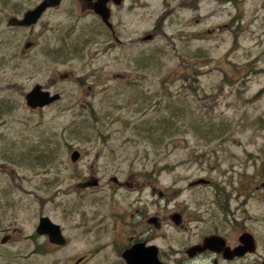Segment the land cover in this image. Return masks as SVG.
Returning a JSON list of instances; mask_svg holds the SVG:
<instances>
[{"label": "rangeland", "instance_id": "rangeland-1", "mask_svg": "<svg viewBox=\"0 0 264 264\" xmlns=\"http://www.w3.org/2000/svg\"><path fill=\"white\" fill-rule=\"evenodd\" d=\"M39 1L0 0V97L7 95L17 102L11 114L0 119L4 147L41 146L40 142L46 137V148L53 151L48 167L51 176H59L55 186L58 190L75 187L77 181L72 179V173L76 169L84 177L94 172L103 187L83 190L90 195L80 209L91 215L97 209L93 195L109 194L110 177L117 175L125 180L131 170L151 171L161 167L160 173L152 176L159 179L158 187L169 196L182 188L175 202L186 204L188 212L204 216L206 220L217 210L215 190L212 187L189 189L188 183L208 177L227 191L237 186L244 192L240 198L244 205L238 214H242L245 226L264 235V0H246L239 3V7L219 0H205L201 5L200 23L195 22L193 12L186 9H179L180 17L172 15L170 6L184 0H142L148 3L147 7L131 14L125 10V15L119 14L116 21L126 23L121 27L124 29L122 38L141 43L142 48H146L143 54L139 55V46L134 49L123 46L89 56L74 52L79 36L76 28L83 26L73 25L67 13L69 1L50 9L35 27L8 25L12 15H21ZM132 1L126 0L124 6ZM240 11H244L242 24L233 19ZM225 24L242 27L238 48L229 30L193 42L188 39V33L193 30ZM71 27L74 30L70 31ZM159 27L162 29H157ZM148 34H154L155 38L143 40ZM29 40L34 41L35 46L27 51V56H22L24 44ZM80 40L81 37L78 43ZM65 42L67 52L57 54ZM130 52L137 54H128ZM9 83L17 85L6 89ZM36 83L60 92L62 98L42 110L29 108L25 94ZM185 95L187 100L181 99ZM168 98L188 102L192 119L200 116L203 103L209 104L213 110L205 115L217 117L222 124L218 134L222 136L214 140L202 138L201 133H217L212 127L205 128L209 118L199 125L204 132H198L194 120L183 114L187 121H192L191 129L182 126L183 133L159 145L148 140V123L143 122L149 117L155 119L167 114L163 107ZM176 109H173L174 115L181 114V110ZM176 130L180 129L176 126ZM155 133L158 135L159 131ZM69 145L82 151L79 161L71 160ZM36 167L23 168L6 162L5 167L0 168V191L9 181L13 182V191L8 196L0 192V200L5 205L10 199L14 202L12 206L0 208V264H63L66 257L76 258L95 248L91 234L77 227L79 216L64 217L62 193L56 201L44 205L42 199L48 200L54 195L49 190L46 192V187L50 186L44 185L45 173H38ZM38 181H41L40 189L36 188ZM248 189L251 197L246 196ZM118 197L123 199L124 191H120ZM203 203L205 205L201 206ZM173 204L174 201L165 206V215L173 211ZM236 205L237 200L233 199L232 207ZM102 208V214H111L113 208L107 198ZM127 208L125 202L119 201L116 211L123 213ZM41 215L64 225L71 242L67 247L54 248L37 235L35 229ZM17 227L19 232L14 234L13 229ZM166 227L169 229H165V233L175 234L173 228ZM6 234H12L14 239L2 244L1 239ZM33 234L42 242L41 253L34 252ZM86 235L89 238L83 237ZM85 239L90 243L86 244ZM111 239L108 235L103 240ZM261 255H264L263 245L252 257Z\"/></svg>", "mask_w": 264, "mask_h": 264}, {"label": "flooded vegetation", "instance_id": "flooded-vegetation-1", "mask_svg": "<svg viewBox=\"0 0 264 264\" xmlns=\"http://www.w3.org/2000/svg\"><path fill=\"white\" fill-rule=\"evenodd\" d=\"M42 1L43 0H40L39 3L27 9L21 15H12L10 18L17 17L18 19H23L24 14L28 10L34 9ZM67 1L71 4L67 13L72 19L73 25L80 24L83 26L82 28H76L79 36L76 39L77 44L75 45V53L81 56H89L93 53L95 55V53H99L100 51L103 52V50L108 52L112 48L115 49L123 46L129 47V49H134L135 46L141 47L139 55H142L146 50V48H142V44L138 43L137 40L131 39L125 41V39L122 38L124 29L121 27L126 26V23L116 21V17H118L119 14H124L123 11L125 10L128 11V14H131L140 8H145L148 6L147 2L134 0L130 5L125 7L126 0H122L120 4H117L114 0H108L106 3H104L103 0H61L58 6L65 4ZM203 1L205 0H184L183 2H179L178 5L176 4L173 7L170 6V11H173L172 15L180 17L179 9H186L188 12H193L192 18H194L195 22L200 23L202 19L200 17L203 16L201 13ZM219 1L224 4L230 3L239 7V3H244L246 0ZM58 6L48 7L37 22L30 25H11L9 23L10 18L7 23L14 28L35 27L44 19L45 14L50 9ZM106 7L109 12V16L107 17L108 20L105 19L103 13L100 12L101 8L106 10ZM170 11L167 12L168 15ZM166 15L163 17L165 20L167 19ZM255 15H258V12H256ZM126 16L128 17V15ZM243 17L244 11H240L233 19H238L237 21L242 24ZM157 29H162V27ZM241 29L242 27L238 25L232 26L230 24H225L224 26H216L213 29L193 30L188 33V39L193 42V40L219 35V33L229 30L231 34L234 35L238 48ZM72 30H74L73 27L70 28V31ZM80 37L81 40L78 43ZM154 38V34H148L142 39L152 40ZM34 46V41H27L21 51V55L27 56V51ZM93 46L94 48L90 49V47ZM63 51L67 52L66 42L58 49L57 52L59 53L55 52L61 55ZM72 51L73 48L70 52ZM46 54L48 55V52ZM128 54L136 55L137 52H130ZM51 56L54 55L51 54ZM16 85L9 83L6 85V89H13ZM37 85H40L43 91H49L51 94L59 93L60 98L44 106H30L27 101V95ZM61 98L62 95L60 92H53L42 83L34 84L25 94L26 105L33 110H42ZM16 104L17 102L7 95L0 97V119L10 115V111L15 108ZM2 133L3 130L0 128V136ZM47 141L48 139L45 137L43 138V142H40L41 146L34 144L30 148H27V146L20 144L11 148L4 147L0 138V168L5 167L6 162L23 168L39 166L36 167L38 168V173H41V171L45 173L42 178L45 179L44 185L50 186L49 189L46 187V192L49 190L51 195H54L48 200L42 199L44 205L56 201L58 194L62 193L65 196V202L62 204L64 217L67 219H75V216H79L80 219L77 221V227H82L85 229V232L91 234V244H96L95 248L76 258L66 257L63 264H264V255L256 258L252 257L257 255L261 245L264 246V235L245 226L242 214H238L239 209L244 205L243 200L240 199L244 194L243 189L239 191L237 186H232L231 189L227 191L226 187L220 186L214 182L213 179L208 177L191 180L188 183L189 189L195 190L212 187L215 190L214 203L217 210L206 220L204 216L188 212L186 210L188 207L186 204L182 205L175 202L176 198L183 191L182 188H178L177 190L172 189L175 191L169 196L166 190L158 187L159 179L152 176L155 172L160 173L161 167L158 169L154 167L151 171H147L146 169L131 170L128 178L125 180H122L117 175L110 177V185H108L110 190L109 194H102L100 196L93 195L95 196L93 198V204L97 202L95 204L97 205V209L91 215L89 211L82 212L80 210L83 209V202H86V198L90 195L82 191L98 190L102 188L103 184L101 185V179L96 176L94 172L84 177L83 174L76 169L74 173H72V179L77 181L75 187L68 190L55 189L59 176H51L52 172L48 165L50 164L49 159L53 151L51 150L49 152L50 148H46L48 145L44 142ZM18 147L22 149L18 150ZM69 150H71V160L73 162L79 161L83 155L82 151L72 145H69ZM35 151L41 152L37 154ZM13 176L15 178V174ZM35 176L40 178L38 174ZM35 176L34 179H36ZM241 181L243 182V178H241ZM32 182L29 184H32ZM38 182L36 185H39L36 188L40 189L41 181ZM12 188L13 182L9 181L7 187L1 189L0 192L4 193V196H8L10 192L13 191ZM120 191H124L123 199L118 197ZM156 195H158V197H155ZM246 196H252L250 189H248ZM106 198L113 209L111 214L108 213L105 216L102 214V206L105 205ZM233 199L237 200L235 208L232 207ZM119 201L125 202V205L128 206L123 213L121 211H116L119 207ZM148 201H150V203ZM172 201H174L173 211L165 215L164 208ZM60 203H62V201ZM6 205L12 206L14 202L10 199ZM6 205L0 200V208ZM204 205L205 203L201 206ZM43 216L47 215H41L40 218ZM40 218L35 232L38 236L46 239V244H50L54 246V248H63L71 243L69 236L64 231V225L53 221L51 217L49 218L54 223L60 225L61 233L65 238L64 244L53 243L49 235L38 233L37 228ZM169 222L172 224H168ZM166 226L173 228L175 234L173 235L172 232H167L171 233L170 235L165 233L164 230L169 229ZM18 232V227L13 229L14 234ZM108 235L109 238L110 236L112 237L111 241H104L103 239L107 238ZM32 237L36 244L34 252H43L44 247L41 245L42 242H39V238L36 237V234H33ZM83 237L89 238L87 235ZM13 239L12 234H6L2 237L1 242L2 244H7ZM89 243L90 242L87 240L86 244Z\"/></svg>", "mask_w": 264, "mask_h": 264}, {"label": "trees", "instance_id": "trees-1", "mask_svg": "<svg viewBox=\"0 0 264 264\" xmlns=\"http://www.w3.org/2000/svg\"><path fill=\"white\" fill-rule=\"evenodd\" d=\"M263 90H261V91H263ZM187 98H188V96H186V95L184 97H181V99H186V100H187ZM181 99L175 100V99H169L168 98L165 101L164 107H163V111L166 112L167 114H164L162 117L156 116L157 118L155 117V119L152 116V117H149L148 119H146L145 122H143V123H146V122L148 123V125H147L148 130H147V135H146L148 140H151V142H154L157 145H159L160 143H164L167 140H169L170 138H172L173 136H175V134H178V133L180 134V132L183 133V130H181L182 126H184L185 129H191L193 124H194V128L196 131L204 132V128H200L199 125L201 122H205L206 118H209V119L206 122L205 128L207 129L208 127H210V128L212 127L211 130L217 131V133H213L212 135L201 133L200 135L202 136V138H204L206 140L207 139L214 140L217 137L222 136V133L218 134V131L221 129L218 127H221L222 124L217 121L218 120L217 117L215 116V119H213L211 116L207 117L205 115V114L211 113V112H207L208 110H210V111L213 110L209 104L203 103L200 107L201 110H199L200 116L198 118L192 119L193 118L192 114L189 115V113H188L189 112L188 107L190 108V106L188 105V102L183 101ZM174 108L181 110L179 112L181 114L174 115V111H173ZM183 114L187 115L191 120H194L193 124L191 123L192 121L191 122L187 121L186 117ZM162 125H163V127H162ZM216 125H220V126H216ZM176 126L180 129L179 131L176 130ZM165 127L167 130L171 129L170 132L165 130L164 129ZM155 131L156 132L159 131V134L157 135V133H155ZM157 140H159L160 142L158 143Z\"/></svg>", "mask_w": 264, "mask_h": 264}, {"label": "water", "instance_id": "water-1", "mask_svg": "<svg viewBox=\"0 0 264 264\" xmlns=\"http://www.w3.org/2000/svg\"><path fill=\"white\" fill-rule=\"evenodd\" d=\"M106 3L108 0H103ZM117 4H120L122 0H114ZM61 0H43L34 9L28 10L23 19H18L17 17H12L9 20L11 25H30L37 22L41 17L42 13L48 7L58 6ZM106 6V4H105ZM106 11V12H105ZM101 13H103L105 19L109 16L108 9L101 8ZM108 20V19H107ZM60 98L59 93L51 94L49 91H43L40 85H37L28 95L27 101L30 106H44L50 102H53ZM37 232L41 234H47L50 237L51 242L56 244H64L65 238L61 233L60 225L54 223L49 217L43 216L40 218L39 226ZM243 251V250H242Z\"/></svg>", "mask_w": 264, "mask_h": 264}]
</instances>
